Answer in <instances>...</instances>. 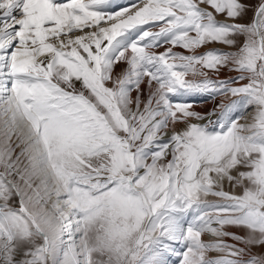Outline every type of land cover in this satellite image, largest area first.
I'll use <instances>...</instances> for the list:
<instances>
[{"label": "snow or ice", "instance_id": "snow-or-ice-1", "mask_svg": "<svg viewBox=\"0 0 264 264\" xmlns=\"http://www.w3.org/2000/svg\"><path fill=\"white\" fill-rule=\"evenodd\" d=\"M0 264H264V0H0Z\"/></svg>", "mask_w": 264, "mask_h": 264}, {"label": "bare ground", "instance_id": "bare-ground-1", "mask_svg": "<svg viewBox=\"0 0 264 264\" xmlns=\"http://www.w3.org/2000/svg\"><path fill=\"white\" fill-rule=\"evenodd\" d=\"M121 2H123V0H121ZM198 99V101H196V107H197V110H203L205 108H210L211 107V101L207 102L206 100L204 101V99Z\"/></svg>", "mask_w": 264, "mask_h": 264}, {"label": "rangeland", "instance_id": "rangeland-1", "mask_svg": "<svg viewBox=\"0 0 264 264\" xmlns=\"http://www.w3.org/2000/svg\"><path fill=\"white\" fill-rule=\"evenodd\" d=\"M245 2H248V0H245ZM253 2H255V0H253ZM251 19H252V13L251 12H249V14H248V17H247V19H246V21L245 22H250L251 21ZM198 99H200V98H198ZM203 99V98H202ZM201 99V100H202ZM196 101H198L197 99H195L194 100V103L196 104ZM205 101V100H204ZM207 102H209V101H207ZM205 240H209L210 239V237H208L207 235L205 236V237H203ZM211 255H216V254H211Z\"/></svg>", "mask_w": 264, "mask_h": 264}]
</instances>
